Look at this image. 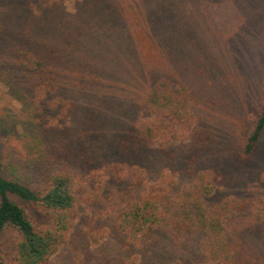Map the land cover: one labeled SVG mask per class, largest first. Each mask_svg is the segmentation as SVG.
I'll return each mask as SVG.
<instances>
[{
  "label": "rangeland",
  "instance_id": "obj_1",
  "mask_svg": "<svg viewBox=\"0 0 264 264\" xmlns=\"http://www.w3.org/2000/svg\"><path fill=\"white\" fill-rule=\"evenodd\" d=\"M23 56L51 58L53 89H38ZM156 90L184 104L188 128L197 120L210 136L204 146L184 129L138 140ZM263 103L264 0H0V157L35 189L68 175L77 198L48 264H207L198 226L180 238L160 225L133 234L124 211L151 184L174 197L194 190L207 207L263 198L264 132L241 157ZM222 234L264 264V217L235 211Z\"/></svg>",
  "mask_w": 264,
  "mask_h": 264
},
{
  "label": "trees",
  "instance_id": "obj_2",
  "mask_svg": "<svg viewBox=\"0 0 264 264\" xmlns=\"http://www.w3.org/2000/svg\"><path fill=\"white\" fill-rule=\"evenodd\" d=\"M26 57L24 66L37 81L41 92L56 85L51 75L50 59L42 56ZM142 110L152 116L138 125L137 138L142 144L172 140L176 131L184 129V136L196 140V146H204L209 134L199 129L193 121L194 130L188 128L189 117L185 115L184 104L172 99L165 92L154 91L142 105ZM183 128H179L182 124ZM264 132V103L258 117L243 143L241 157L248 161L258 147ZM9 158L0 157V264H48L51 256L66 242L67 235L75 221L77 198L71 178L65 174L44 176L36 189L10 172ZM11 175H10V174ZM14 199L32 204L50 218L49 226L37 227L28 217L24 207ZM230 207H207L201 195L186 190L182 196L173 194L157 184L149 185L139 203L124 211L121 224L133 234L148 226L169 227L180 238L198 226L206 234L202 244L203 258L207 264H256L253 255L226 240L222 234L226 220L233 212L252 209L264 217V197L256 201H236ZM126 210V209H125ZM232 211V213L230 212ZM12 234L8 249L2 246L3 238Z\"/></svg>",
  "mask_w": 264,
  "mask_h": 264
}]
</instances>
